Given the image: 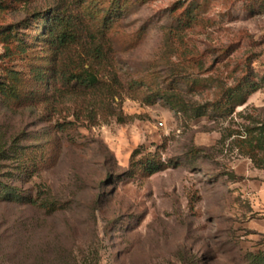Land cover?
<instances>
[{
	"label": "rangeland",
	"instance_id": "1",
	"mask_svg": "<svg viewBox=\"0 0 264 264\" xmlns=\"http://www.w3.org/2000/svg\"><path fill=\"white\" fill-rule=\"evenodd\" d=\"M56 1L0 0V49L12 35L39 62L45 21L32 12ZM176 17L193 20L181 41L166 37ZM125 22L133 36L119 39L118 61L138 92L124 98L123 121L59 132L61 118L38 101L26 107L0 97V149H11L0 179L27 197L44 191L71 203L55 216L0 203V264H245L264 253V209L256 205L264 172L240 156L235 136L222 138L264 121V86L226 119L186 118L155 96L161 84L202 105L238 79H264V0H148ZM135 150L136 162L157 152L169 168L145 177L138 163L126 175Z\"/></svg>",
	"mask_w": 264,
	"mask_h": 264
},
{
	"label": "trees",
	"instance_id": "2",
	"mask_svg": "<svg viewBox=\"0 0 264 264\" xmlns=\"http://www.w3.org/2000/svg\"><path fill=\"white\" fill-rule=\"evenodd\" d=\"M147 1L107 0L106 5L103 0H59L46 7H34L32 15H44L40 22L43 24L45 21L39 33V44L42 45L38 52L42 54L41 59L38 62L34 49L19 38L13 39L9 35L3 39L5 43L0 49V97L26 107L30 102L38 101L43 113L62 119L56 124L59 132L76 125L93 126L110 118L123 121V100L125 97L135 98L138 91L124 82L117 47L121 37L130 40L133 36L126 26V17L136 5ZM175 22V30L170 29L166 37L181 41L185 38L182 33L190 30L193 20L184 24L187 27L179 17L175 18ZM123 30L125 33L121 34ZM18 62L22 64L18 65ZM263 86L264 79L257 76L253 79L241 78L221 90L212 103L202 105L184 101L181 93L170 92L161 84L155 96L165 98L172 109L186 118L198 119L215 112L226 119ZM242 129L243 132L225 129L226 134L222 138L235 136L234 144L240 156L248 158L257 170L264 172V121L253 119ZM7 149H0V169L3 162L11 160V149ZM140 151L133 152L126 175H135L138 163L145 177L169 168L157 152L148 153L136 162ZM21 158L28 156L22 155ZM39 166L36 173L41 169ZM23 170L30 174V178L35 175L34 171L29 173L25 165ZM43 192L40 191L36 197H27L13 183L0 179V203L27 206L46 216H55L69 208V201L56 200ZM98 204L97 197L91 208L94 212ZM93 232L96 235V227ZM71 253L75 254L74 250ZM244 263L264 264V253H250Z\"/></svg>",
	"mask_w": 264,
	"mask_h": 264
},
{
	"label": "crops",
	"instance_id": "3",
	"mask_svg": "<svg viewBox=\"0 0 264 264\" xmlns=\"http://www.w3.org/2000/svg\"><path fill=\"white\" fill-rule=\"evenodd\" d=\"M256 205L258 209H264V186L258 189L256 194Z\"/></svg>",
	"mask_w": 264,
	"mask_h": 264
}]
</instances>
